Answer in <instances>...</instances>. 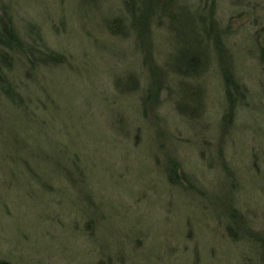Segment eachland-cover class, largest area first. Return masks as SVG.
<instances>
[{
	"label": "trees",
	"instance_id": "trees-1",
	"mask_svg": "<svg viewBox=\"0 0 264 264\" xmlns=\"http://www.w3.org/2000/svg\"><path fill=\"white\" fill-rule=\"evenodd\" d=\"M30 1L38 3V0ZM92 1L94 3H91ZM71 2L77 9L82 6L90 8L91 17L95 16L98 21L91 27L94 31L96 29V33L103 31L102 35L125 36L128 33L133 35L141 57V77L143 76L145 87L138 91L139 101L136 105L135 100L131 98L137 87L134 82L133 85H128L129 92L124 93L129 98L126 104H132L131 109L134 110L132 119L152 115L155 121L160 120L155 109L170 100L173 101L178 115L192 121L202 111L204 97L202 85L206 83L202 79L205 77L204 73L210 67L215 77L219 75L217 79L221 83L218 95L222 94L224 109L217 111L218 148L215 151L210 148L209 153L210 157H218V159L215 157L217 166H211L213 172L220 171L225 178H230L233 182L231 187L222 188L220 197L215 192L207 194L199 192L200 188L205 189V192L215 188L212 181H207L209 185L206 186L204 179L202 181L200 178L201 174H204L200 165L195 163L198 168L186 172L182 168L184 164L180 165L179 162L170 164L172 154L169 155V151L173 148L161 147L156 142L154 145L160 149L157 151L155 147L150 151L154 153L152 159L157 161L160 153L166 170L165 176L160 178L168 179L169 184L175 180V186L180 190L181 196L179 207L210 213L190 214L189 217L180 219V222L183 221L181 225H186L187 228L172 232L170 237L165 233L164 237L153 236L149 239L142 231L146 229L149 232L152 227L146 224L147 220L143 222V226L139 225L142 221L140 216L135 217V211H99V208L104 209L108 206L95 197L91 184L87 185L93 166L88 163L89 153L84 151L85 154L80 156L78 152H67L61 143L62 136L65 135L61 124L59 126L54 124L58 102L54 98H49L57 92L54 80H48V75L55 71L58 65L67 67L68 59L75 58L67 52L60 53L57 49L47 51L38 26L26 25V34L30 40L25 41L18 32L14 17L15 8L22 11L23 4L13 0H0V186H15L17 191H21L23 185H28L39 192L40 196L36 203L40 211L44 210L48 214L41 219L47 224L48 234L53 228L59 227L66 237L74 238L80 244V250L76 252L80 260L78 264H233L234 260L235 264H264V187L250 191V199L244 200L243 203H240L236 196L242 192L239 190L241 184H238L242 176L238 172L241 174L248 172L247 176L264 181V167L262 170L257 167H237L231 173L230 166L223 164L221 156L225 148L229 149L225 145L229 144L227 138L237 139L238 129L235 131L233 129L238 120L247 121L250 108H253L251 112L255 118V127H258L256 135L264 147L262 139L264 0H71ZM112 2L116 6L111 5ZM229 12L231 15H228ZM88 16L80 14V18L85 20ZM235 16L246 18V21L241 22V31L233 27ZM41 19L51 20L49 16ZM240 32L249 33L251 41H241L240 50L254 47L258 53L253 64L260 71L258 82L260 94L246 85V76L242 77L240 74L237 77L232 75L233 70L230 71L236 53L231 49L232 43L229 42V38ZM158 33L168 35L169 50L164 55L166 64L163 62L168 70L160 66L158 69L151 66V59H156V55L155 47L150 41H154ZM85 34L91 36L90 29H85ZM162 71L165 72V77L168 75L169 77L165 78ZM120 75L116 74V81ZM254 82H257L256 79ZM176 84L179 86L178 91H173ZM164 91L169 96L161 103L160 95ZM118 92L121 93L120 87ZM126 104L119 107L122 108ZM50 105L53 110L48 108ZM147 105L155 106L153 113L146 112ZM45 110L54 116L50 123L48 119L42 117ZM33 128L36 132L35 137L31 134ZM161 128L167 131L163 126ZM161 128L156 133L160 144L165 145L168 134H163ZM145 136L148 137V133ZM144 142L153 144L150 138H145L139 140L138 145H143ZM202 142L206 143L205 140ZM258 145H261V142L254 146ZM198 148L203 150V153L208 149L202 145ZM229 152L231 153L230 150ZM259 155L256 151L251 153V157L256 160L260 158ZM260 160L264 162L263 157ZM207 161L205 163L208 165ZM10 175L14 176L11 182L10 179L4 178ZM56 181L59 183L58 187L52 188ZM176 181L186 187H179ZM7 192L8 190H5L4 198L7 197ZM259 194L261 199L258 198ZM58 195H67L69 199ZM128 195L130 196V193ZM195 195H199L201 204H195L191 200ZM169 197L171 203H165L159 208L160 211L170 209L174 211L178 207L172 201L171 195ZM30 198L33 196L30 195ZM20 199L18 195L15 198L16 201ZM147 204L150 203L146 200ZM67 208L75 216L74 221L69 220L65 223V227L61 224L62 219H57L58 217L54 215H57L56 211L59 213L63 211L71 218ZM0 209L2 210V207ZM129 212L133 216H130ZM79 221L82 222L80 227ZM188 230H191L189 236L186 234ZM1 235L4 233L0 234V247L7 249V242ZM20 248H23L21 243ZM230 248L239 249L240 256L230 252ZM36 249L35 254L18 256L16 261L5 252L3 258L0 257V264H38L40 263L38 256L48 258L50 261L54 260L53 257L57 259L55 244L50 248ZM33 251L32 249L31 252Z\"/></svg>",
	"mask_w": 264,
	"mask_h": 264
},
{
	"label": "rangeland",
	"instance_id": "rangeland-1",
	"mask_svg": "<svg viewBox=\"0 0 264 264\" xmlns=\"http://www.w3.org/2000/svg\"><path fill=\"white\" fill-rule=\"evenodd\" d=\"M13 1L23 4L22 11L15 8L14 17L18 32L25 41L30 40L29 35L26 34V25L38 26L40 37L47 51L57 49L60 53L64 51L75 58L68 59L67 67L58 65L56 70L48 75V80H54L57 92L49 98H54L58 102L55 120L57 124L55 121L54 124L57 126L61 124L65 134L62 136L61 143L66 147L67 152H78L80 156L85 154L84 151L89 153L88 163L93 166L92 172L88 176L87 185L91 184L95 197L108 206L104 209L99 208V211H135V217L140 216L142 221L139 225L143 226V222L147 220L146 224L152 227L149 232L146 229L142 231L144 236L149 239L153 236L163 235L164 237L165 233L170 237L172 232L187 228L186 225H181L183 221L180 222V219L190 214L210 213V211L179 207L181 196L179 195L180 190L175 186V180L169 184L167 183L168 179L160 178V176H165L164 162L160 153L156 158L157 161H154L152 159L154 153L150 151L157 145L169 149L173 148L172 151L167 150L169 155L172 154L170 164L177 162L180 165L184 164L182 168L186 172H190L191 169L192 171L196 170L198 165L195 163H198L201 172L204 173L200 176L202 181L204 179L206 186L209 185L207 181H212L215 186L213 190H206V192L205 189L200 188L199 192L203 194L215 192L220 197V191L223 187L225 189L227 186V188L231 187L233 181L230 178H225L219 169V173L213 172L212 167L217 166L218 157L215 156L217 159L214 156L210 157L209 153L210 148L212 151L218 148L216 140L218 138L216 137L217 111L224 109L222 94L218 95V87L221 83L217 79L219 75L215 77L210 67L204 73L205 77L202 79L206 83L202 85L204 91L203 111L192 121L178 115L173 101L170 100L165 104H159L160 108L155 109L153 105L146 106V112L153 113L154 109L158 111L161 123L160 120L156 119L155 121L152 115L150 117L147 115L146 119L137 117L132 119L134 110L131 109L132 104H126L129 98L124 93L129 92V84L136 85L135 92L131 95L136 105L139 101L137 93L145 87L143 76L141 77V57L138 54L132 34L110 36L102 35L103 31L96 33V29L94 31L91 27L97 20L95 16L91 17L90 8L82 6L77 9L71 0H38V3L45 5H38V3L30 0ZM111 5L116 6L114 2ZM79 13L89 15L88 19L80 18ZM230 13L228 15H231ZM228 15L226 16L229 17ZM46 16H49L51 20L41 19ZM243 21H246L244 16H235L233 27L241 31V22ZM85 29H90L91 36H86ZM248 35L249 33L240 32L229 38V42L232 43L231 49L236 53V58L233 59L234 65L230 71L233 70L231 71L232 75L237 77L240 74L242 77L246 76V85L260 94L261 88L259 89L258 86L260 71L253 64L256 62L255 56L258 53L255 52L254 47L248 50H240L241 41L251 42ZM167 37V34L160 35L158 33L155 40L150 41L155 47L154 54L156 55V59H151V66L156 67V69L160 67L167 69L163 64L166 58L164 55L169 50ZM150 55L152 56L151 53ZM164 63L166 64V62ZM162 72L165 77V72ZM116 74H121L118 81L115 78ZM167 77L169 75L165 78ZM254 79L257 82H254ZM118 87H120L121 93L118 92ZM178 87L176 84L173 91H178ZM46 92L48 93V91ZM168 96L167 92H162L160 95L161 103ZM124 104L126 105L122 107L123 109L119 107ZM52 105L48 107L51 110H53ZM252 110L253 108H250L248 114L246 113L248 115L247 121L242 119L236 122L233 131L238 129L239 135L236 136V140L228 137L226 141L229 140V144L225 143V145L229 149L225 148V151L221 152L223 164L230 166L231 173L237 167H257L259 170L264 167L263 160H260L262 157L264 159V147L256 135L258 127H255ZM42 117L48 119L49 123L52 119L54 120V116L48 110L42 113ZM244 124L245 127H243ZM161 126L167 131L165 132ZM160 128L163 134H168L165 145H161L157 137L156 131ZM146 133H148V137L145 136ZM31 134L35 137L34 128ZM145 138H150L153 144L144 142L143 145H138V141ZM262 139L264 140L263 137ZM203 140L206 141L205 144L202 142ZM255 141L257 144L261 142V145L254 146ZM156 142L159 144L154 145ZM200 145L208 148L206 153L198 148ZM156 149L158 151L160 148L157 147ZM253 151L260 154L259 159L256 160L251 157ZM205 161L208 162V165ZM165 165L167 166L168 163ZM238 174L242 176L241 182H238L241 184L239 190L242 192L236 196L240 199L239 202L243 203L244 200L250 199V191H255L254 189L257 187H264V181L247 176L248 172L246 174L238 172ZM13 175L16 176V174ZM13 175L4 178L10 179L9 182H11ZM259 175L261 176V174ZM58 184L56 181L52 184V188L58 187ZM177 185L181 188L186 187L182 183L179 185L178 182ZM5 190L8 192L7 197L4 198ZM17 195L21 197L20 201L15 200ZM30 195L33 196L34 201ZM169 195L178 207L174 211L171 209L160 211L159 208L165 203H171ZM38 196L40 193L28 185H23L21 191H17L15 186H0V207H2V210L0 209V234L4 233L1 237L7 242V249L0 247L3 249L0 250V257L3 258V254L7 252L13 261H16L18 256L35 254L36 248H50L51 245L55 244L57 246V254H55L57 259L53 257L54 260L50 261L48 258L38 256V260H40L38 264H78L80 260L76 252L80 250V244L74 238L66 237L59 227L53 228L52 232L48 234L47 224L41 221L45 214H48L44 210L40 211L38 203H36ZM58 197L69 199L67 195H58ZM198 197L199 195L192 196L191 200L195 204H201ZM258 198L261 199V194L258 195ZM185 199L190 200V198ZM146 200L150 204L146 205ZM113 203L117 206H114ZM4 206L8 207L4 208ZM6 209L7 211H5ZM67 209L71 213V218L65 215L63 211L60 213L56 211L58 213L54 215L58 217L57 219H62L64 223L61 222V224L65 227V223L69 220L74 221L75 216L69 208ZM129 215L133 216L131 212ZM81 225L82 222L79 221V227ZM186 234L189 236L191 230H188ZM20 243L23 244V248H20ZM32 249L33 252H31ZM230 252L237 253L239 256L241 253L239 249L234 248H230ZM232 263L235 264L236 261L234 260Z\"/></svg>",
	"mask_w": 264,
	"mask_h": 264
},
{
	"label": "bare ground",
	"instance_id": "bare-ground-1",
	"mask_svg": "<svg viewBox=\"0 0 264 264\" xmlns=\"http://www.w3.org/2000/svg\"><path fill=\"white\" fill-rule=\"evenodd\" d=\"M202 108H203V107H202ZM202 108H201V109H202ZM202 111H203V110H202Z\"/></svg>",
	"mask_w": 264,
	"mask_h": 264
}]
</instances>
